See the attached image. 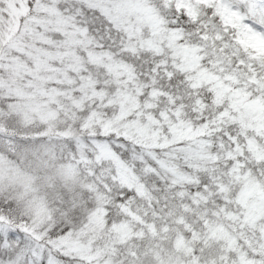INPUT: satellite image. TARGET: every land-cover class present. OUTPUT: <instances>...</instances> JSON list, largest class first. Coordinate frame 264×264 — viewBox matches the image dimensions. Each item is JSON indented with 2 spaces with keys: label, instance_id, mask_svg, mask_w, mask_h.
Masks as SVG:
<instances>
[{
  "label": "snow or ice",
  "instance_id": "6c2138e0",
  "mask_svg": "<svg viewBox=\"0 0 264 264\" xmlns=\"http://www.w3.org/2000/svg\"><path fill=\"white\" fill-rule=\"evenodd\" d=\"M0 264H264V0H0Z\"/></svg>",
  "mask_w": 264,
  "mask_h": 264
}]
</instances>
